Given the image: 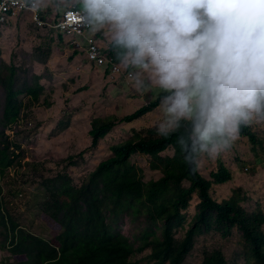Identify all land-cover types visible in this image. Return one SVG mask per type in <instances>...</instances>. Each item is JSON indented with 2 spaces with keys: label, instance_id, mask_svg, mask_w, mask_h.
<instances>
[{
  "label": "trees",
  "instance_id": "obj_1",
  "mask_svg": "<svg viewBox=\"0 0 264 264\" xmlns=\"http://www.w3.org/2000/svg\"><path fill=\"white\" fill-rule=\"evenodd\" d=\"M50 35L45 37V57L51 53ZM35 50H40V45ZM109 56L118 62L110 49ZM1 66L7 70L0 75L7 95L0 119V250L10 254L2 264H142L134 258L144 251V264H185L197 237L212 230L228 236L235 227L242 232L247 248L246 264H264V215L247 211L241 204L245 197L238 190L221 201L211 192L214 184L232 180V171L221 163L209 179L200 173L199 164L192 170L174 146L175 137H161L154 127L134 130L130 138L112 145V155L99 162L80 185L64 171L52 175L40 171L48 170L45 161L25 160L22 150L16 152L20 145L8 139L4 128L15 122L25 105L19 95L28 101L38 100L42 87L35 82L17 88L14 64ZM156 107L154 100L121 118H93L91 146L96 147L117 124L137 120ZM69 125V120L59 121L57 129L61 132ZM239 134L248 137L254 147L263 143L249 125L242 126ZM171 148L172 155L163 154ZM135 154L150 156V167L162 176L144 180L142 169L132 162ZM73 159L75 156L69 155L60 162L73 166L77 163ZM14 165L33 167L37 177L31 178V184L45 190L38 214L58 231L51 239L34 234L12 218L11 210L30 199L17 177H10ZM195 197L199 200L197 212L190 216L188 208ZM124 214L140 221V235L128 236L114 229ZM179 231L184 232L180 239ZM200 264L229 262L221 250H213Z\"/></svg>",
  "mask_w": 264,
  "mask_h": 264
},
{
  "label": "clouds",
  "instance_id": "obj_2",
  "mask_svg": "<svg viewBox=\"0 0 264 264\" xmlns=\"http://www.w3.org/2000/svg\"><path fill=\"white\" fill-rule=\"evenodd\" d=\"M22 1L28 10L0 14V26L22 21L40 36L47 31L73 50L71 58L82 53L92 65L86 39L104 48L96 32L107 29L104 49L121 70L94 66L111 82L130 79L135 91L152 92L160 113L153 127L175 137L192 170L201 157L228 150L242 126L264 120V0H76L53 18L41 0ZM34 7L42 26L31 21ZM68 9H78L88 31L63 33L58 24Z\"/></svg>",
  "mask_w": 264,
  "mask_h": 264
},
{
  "label": "rangeland",
  "instance_id": "obj_3",
  "mask_svg": "<svg viewBox=\"0 0 264 264\" xmlns=\"http://www.w3.org/2000/svg\"><path fill=\"white\" fill-rule=\"evenodd\" d=\"M42 7L47 16L54 17L56 12H62L70 5H77L76 0H41ZM22 21H15L8 25L0 26V66L13 63L16 70L17 88L22 83L32 85L35 82L42 87L38 91V100L28 101L23 94L19 95L22 103L15 122L4 128L8 139L20 145V150L26 156L25 160L45 161L47 169L39 168L48 175L64 171L70 175L75 185H80L84 178L93 171L100 161L112 154L110 147L120 143L133 135L134 130L153 127L159 118V108H154L145 116L132 122L119 123L112 131L100 140L96 147H92V138L89 135L91 123L95 117L116 116L123 117L132 113L139 107L149 104L155 98L152 92L140 93L132 87L130 79L122 82H111L104 76V70L95 67L83 56L77 61L72 57V49L64 40L57 43L52 41L53 53L45 58L46 40L44 31L42 36L38 30ZM57 40V35L53 33ZM109 37V35H108ZM45 43V45L43 44ZM102 45L108 48V40H103ZM40 45V50L35 47ZM7 70L0 67L2 76ZM121 80V79H120ZM2 81V80H1ZM129 82V83H126ZM7 91L0 82V119L6 102ZM69 120V127L59 132V121L64 123ZM257 132L262 145L254 147L248 137L238 135L232 146L215 158L201 157L199 164L200 173L211 179V172L216 170L221 163L225 164L233 173V179L223 183L214 184L213 196L221 201L229 198L235 192L245 197L241 204L249 212L264 215V120L254 121L249 125ZM173 149H168L163 154H173ZM69 155L75 156L76 165L70 166L60 160ZM150 156L135 154L132 162L142 169L144 180L158 179L162 173L150 167ZM10 177L15 175L30 194V199H24L17 209L11 210V216L19 220L20 224L36 235L51 239L58 234L38 214V203L43 200L45 190L31 184L37 174L33 167L14 165L9 170ZM185 181V185H189ZM198 198H193L188 214L193 216L197 212ZM19 202V201H18ZM115 230L132 236L140 235L142 228L140 221L131 220L126 214L113 225ZM183 231L177 233L180 239ZM221 250L229 264H246V245L242 232L236 227L231 234L224 236L219 231H209L197 237L195 246L185 260V264H200L206 253ZM10 254L0 250V264ZM146 251L138 253L134 261L146 262ZM151 264V263H146Z\"/></svg>",
  "mask_w": 264,
  "mask_h": 264
},
{
  "label": "built area",
  "instance_id": "obj_4",
  "mask_svg": "<svg viewBox=\"0 0 264 264\" xmlns=\"http://www.w3.org/2000/svg\"><path fill=\"white\" fill-rule=\"evenodd\" d=\"M24 10H28V8L22 0H0V14L2 15L9 12L15 15L19 11ZM29 10L32 12L31 21L38 26H42L43 23L39 19L40 16L36 8H30ZM77 13L78 9L66 10L61 22L58 24V27L67 36L82 35L89 30ZM86 55L87 59L94 65L100 67L108 66L111 73H118L121 70L118 64L110 60L106 49L98 45L92 37L86 39Z\"/></svg>",
  "mask_w": 264,
  "mask_h": 264
},
{
  "label": "crops",
  "instance_id": "obj_5",
  "mask_svg": "<svg viewBox=\"0 0 264 264\" xmlns=\"http://www.w3.org/2000/svg\"><path fill=\"white\" fill-rule=\"evenodd\" d=\"M108 32H107V29H104V30H101V31H99V32H96V36H97V39L100 41V42H102L103 40H108L109 39V37H108ZM97 40V41H98ZM102 44V43H101ZM81 56H83V54L82 53H78V55L77 56H75L74 58H73V60L74 61H77Z\"/></svg>",
  "mask_w": 264,
  "mask_h": 264
}]
</instances>
